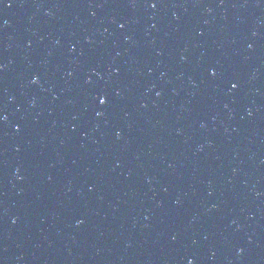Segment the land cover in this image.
Masks as SVG:
<instances>
[{"label": "water", "instance_id": "water-1", "mask_svg": "<svg viewBox=\"0 0 264 264\" xmlns=\"http://www.w3.org/2000/svg\"><path fill=\"white\" fill-rule=\"evenodd\" d=\"M0 264H264V0H0Z\"/></svg>", "mask_w": 264, "mask_h": 264}, {"label": "snow or ice", "instance_id": "snow-or-ice-1", "mask_svg": "<svg viewBox=\"0 0 264 264\" xmlns=\"http://www.w3.org/2000/svg\"><path fill=\"white\" fill-rule=\"evenodd\" d=\"M156 5L155 4H153V7H155ZM213 75H215V73H213ZM232 87L233 88H235L236 87V85L235 84H233L232 85ZM99 103L101 104V105H103V104H105L106 103V100L105 99H101L100 101H99Z\"/></svg>", "mask_w": 264, "mask_h": 264}]
</instances>
